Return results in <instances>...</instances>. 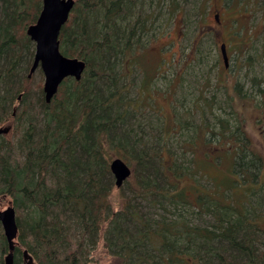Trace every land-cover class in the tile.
I'll use <instances>...</instances> for the list:
<instances>
[{"label": "trees", "instance_id": "16d2710c", "mask_svg": "<svg viewBox=\"0 0 264 264\" xmlns=\"http://www.w3.org/2000/svg\"><path fill=\"white\" fill-rule=\"evenodd\" d=\"M163 1L75 0L59 50L86 68L79 81L65 79L46 104L33 74L28 78L34 54L26 29L37 19L41 0H0V127L11 133L0 135V201L8 198L16 214L13 264H26L23 251L32 264H101L92 257L100 241L115 259L110 264H264L258 206H237L233 196L225 202L203 193L189 198L168 182L158 153L149 152L132 123L134 108L119 81L140 70L137 57ZM169 6L171 16L182 14L175 0ZM236 153L233 163L239 166L247 154ZM112 156L139 167V179L131 175L124 184H132L136 196L166 201L169 215L145 219L128 203L111 213ZM245 171L238 170L241 176ZM171 172L182 174L174 160ZM209 203L213 223L194 224ZM179 204L193 210L184 214ZM7 253L0 224V264Z\"/></svg>", "mask_w": 264, "mask_h": 264}, {"label": "rangeland", "instance_id": "374dc122", "mask_svg": "<svg viewBox=\"0 0 264 264\" xmlns=\"http://www.w3.org/2000/svg\"><path fill=\"white\" fill-rule=\"evenodd\" d=\"M204 1L175 0L183 12L171 16V0H164L151 17L154 31L137 57L141 71L130 70L119 84L127 86L134 108L132 123L140 128L149 152L160 154L168 182L192 199L197 193L221 202L233 196L237 206H258L257 214L264 216V0ZM34 50L33 43V54ZM43 83L44 75L37 69L32 84L42 92ZM234 131L236 137H228ZM237 137L243 143L238 145ZM238 150L247 155L234 166ZM127 159L122 160L131 168L132 177L139 179V167ZM173 160L182 174L171 172ZM239 169H246L245 175ZM164 180L160 186L167 188ZM112 183L111 213L128 203L145 219L156 220L163 213L169 215L164 208L172 209L166 201H155V196H136L130 183L117 188L113 176ZM8 204V198H3L0 210ZM177 207L184 214L193 210L189 205ZM211 209L210 203L204 214L200 209L194 224L210 226ZM263 219L259 217V222ZM258 247L264 251L263 244ZM92 257L101 264L115 263L102 241Z\"/></svg>", "mask_w": 264, "mask_h": 264}, {"label": "water", "instance_id": "95a60500", "mask_svg": "<svg viewBox=\"0 0 264 264\" xmlns=\"http://www.w3.org/2000/svg\"><path fill=\"white\" fill-rule=\"evenodd\" d=\"M74 4L75 0H41V10L37 19L26 29V35L35 45L28 78L37 69H41L44 75L42 93L46 104L52 101L65 79L71 78L79 81L86 68L83 60L67 57L59 50V34L68 21ZM216 19H218L217 16ZM221 55L226 63L227 55L224 44L221 45ZM8 130L9 127L0 129V135L6 134ZM109 169L117 188L122 187L132 173L129 165L121 158L112 159ZM0 224L8 247L3 264H13L18 228L15 210L10 203L5 209L0 210ZM23 258L26 264H32V258L27 251H23Z\"/></svg>", "mask_w": 264, "mask_h": 264}, {"label": "flooded vegetation", "instance_id": "af4514ba", "mask_svg": "<svg viewBox=\"0 0 264 264\" xmlns=\"http://www.w3.org/2000/svg\"><path fill=\"white\" fill-rule=\"evenodd\" d=\"M225 48H226V47H225ZM226 53H227V51H226ZM224 65H225L224 67H226V68H227V62H226V63H224Z\"/></svg>", "mask_w": 264, "mask_h": 264}]
</instances>
